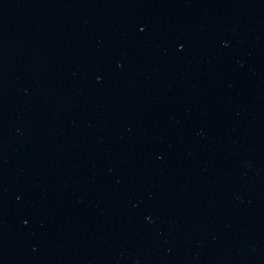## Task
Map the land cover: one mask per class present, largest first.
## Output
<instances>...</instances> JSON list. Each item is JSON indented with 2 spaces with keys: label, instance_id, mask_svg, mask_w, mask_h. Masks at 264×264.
<instances>
[{
  "label": "water",
  "instance_id": "1",
  "mask_svg": "<svg viewBox=\"0 0 264 264\" xmlns=\"http://www.w3.org/2000/svg\"><path fill=\"white\" fill-rule=\"evenodd\" d=\"M0 264H264V0H0Z\"/></svg>",
  "mask_w": 264,
  "mask_h": 264
}]
</instances>
